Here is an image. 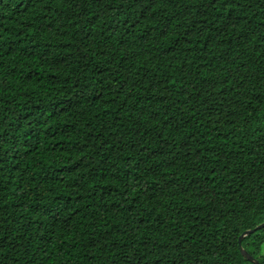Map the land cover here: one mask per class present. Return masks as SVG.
<instances>
[{
	"label": "trees",
	"instance_id": "trees-1",
	"mask_svg": "<svg viewBox=\"0 0 264 264\" xmlns=\"http://www.w3.org/2000/svg\"><path fill=\"white\" fill-rule=\"evenodd\" d=\"M262 223L264 0H0V264H254Z\"/></svg>",
	"mask_w": 264,
	"mask_h": 264
},
{
	"label": "water",
	"instance_id": "water-1",
	"mask_svg": "<svg viewBox=\"0 0 264 264\" xmlns=\"http://www.w3.org/2000/svg\"><path fill=\"white\" fill-rule=\"evenodd\" d=\"M263 227H264V223L258 225L254 229L244 231L239 237V246H240V251H241L242 255L244 257H246L247 260H249L250 262H252L254 264H260V263L242 247L241 242H242L244 237L248 236L249 234L254 233L255 231H257V230H259V229H261Z\"/></svg>",
	"mask_w": 264,
	"mask_h": 264
}]
</instances>
